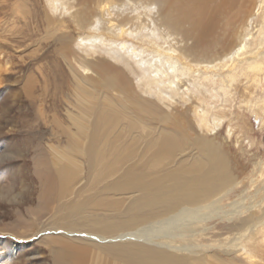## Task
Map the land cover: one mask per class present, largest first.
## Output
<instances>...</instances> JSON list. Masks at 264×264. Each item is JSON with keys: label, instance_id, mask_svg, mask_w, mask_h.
Returning a JSON list of instances; mask_svg holds the SVG:
<instances>
[{"label": "rangeland", "instance_id": "374dc122", "mask_svg": "<svg viewBox=\"0 0 264 264\" xmlns=\"http://www.w3.org/2000/svg\"><path fill=\"white\" fill-rule=\"evenodd\" d=\"M99 1L104 7L109 2L121 5L126 0H98L92 5L97 8ZM141 1L153 2L159 14L169 9L165 0H132L134 3ZM183 1V5L188 6L192 0ZM255 2L246 0L250 14ZM75 4V0H66L67 12L63 6L53 12L47 0H0V228L8 232H0V238H4L8 245L7 249L0 245V264H54V254L50 251L53 244L49 243L50 239L46 240V236L61 233L56 228L63 226H60V221H66L68 230L72 232L90 233L89 230H95L102 233L105 228L97 220L111 221L123 209L136 203L133 193L138 196V186L133 191L134 186L123 189L122 183H115L121 176V170L108 172L98 180L93 177L96 161L115 168L129 164L152 165L166 172L198 158L206 160L207 151L202 149L203 144L195 145V139L202 138L219 147L218 155L224 156L230 169L243 182L250 181L257 163L264 166V44L260 48L259 45L251 46L254 48L245 55L250 57L256 53L262 63L255 69L249 68L253 58L246 57L234 61V65L229 62L216 66L191 65L192 79L197 76L202 78L203 87L208 89L207 92L203 90V102L183 105L181 101H175L168 107V104L153 97L157 102L148 100L139 90L130 89L122 95L109 89L105 75L98 76L84 70L83 59L88 50H83L77 42L82 37H91V34L84 25L86 19L82 22L75 15L78 9ZM240 9L243 11L246 8ZM262 9L254 18L251 29L254 35L264 33V28H260L264 5ZM240 15L243 16V12ZM241 16L236 22V27H239L234 41L240 40L238 36L244 33L245 23H241ZM188 26L185 23L181 29ZM99 27V32L109 34V29L104 28L106 24L103 30ZM180 36L176 37L180 40ZM224 39L221 38L222 43L228 38ZM232 39L226 42L225 48ZM133 41L147 46L145 42ZM102 58L107 59L104 55ZM206 76L211 77L210 80H206ZM212 93L216 95L212 96ZM139 103L151 109L141 110L136 106ZM87 106L95 107L96 113H89ZM195 106H201L206 111L202 124L196 122V112L201 107L198 109ZM111 111L117 117L107 125L104 118ZM118 121L120 124L114 125ZM87 132L91 133L89 140ZM163 138L179 139L181 146L172 149L174 141H171L165 145L168 149L162 150L158 146ZM103 139L114 142L117 147H125L127 155L122 156L117 149L112 151L114 147L108 142L103 145ZM56 161L70 163L79 171L72 177L65 197L58 200L63 198L61 201L64 203H74L86 197L90 200L99 196L104 184L115 183L117 188L107 190V193L117 202L116 207L109 210L106 207L102 213L95 212L93 208L91 218L83 208L71 217H62L53 208L58 205L56 198V205L50 203L45 211L35 215V220L31 219L27 210L38 207L37 184L31 179L33 167L36 162ZM235 197L232 193L224 200L226 213L207 221L211 228L200 239L202 244L210 246L189 256L187 264H252L251 261L264 264L261 237H256L254 245L248 236L241 239L242 245L232 244L236 238L230 229L240 222L229 218L228 214L231 211L228 204ZM179 205L176 200L165 202V205L156 204L149 210L129 213L127 219L137 222L154 216L163 218L176 211ZM16 215H21L27 225L18 226ZM239 217L243 221L245 213L242 212ZM76 222H79L77 226L74 225ZM135 224L121 222L103 234L112 232L116 237ZM20 231L31 234L17 237L16 233ZM258 231L262 235L263 227L260 226ZM65 237L76 245H85L90 251L85 252L86 261L83 264H106L107 259L120 264L116 257L107 255L101 249L102 244L96 246L84 242V237L73 236V233ZM241 246L261 256L251 258ZM11 247L15 249L14 253L10 259H5L7 251H12Z\"/></svg>", "mask_w": 264, "mask_h": 264}, {"label": "bare ground", "instance_id": "6f19581e", "mask_svg": "<svg viewBox=\"0 0 264 264\" xmlns=\"http://www.w3.org/2000/svg\"><path fill=\"white\" fill-rule=\"evenodd\" d=\"M75 1V5L78 6L75 15L82 22L86 19L84 25L91 34V37H82L77 42L83 50L85 48L88 50L86 58L83 59V62L85 61L83 68L86 72L90 71L98 76L105 75L109 89L122 95L130 89L139 90L148 100L153 102L158 100L168 104V107L174 105L175 101H181L183 105H191L197 101L203 102V93L208 90L203 87L202 78L197 76L192 79L191 65L216 66L225 62L233 64L234 61L245 57V59L253 58L249 68L255 69L262 63L258 61L256 53L250 57L245 55L252 51L255 45H259L260 48L264 44L263 31L257 35L251 32L255 16L263 10L264 0H256L251 14L250 9L246 7V0H201L200 2L187 0L190 3L188 6L183 5V0H165L169 9L161 14L158 13V9L155 10L156 6L153 2L134 3L132 0H126L121 5L109 2L103 7L99 1V6L95 8L92 4L98 0ZM47 4L53 12L60 6H63V10L67 12L66 0H47ZM242 7L246 9L242 11L240 9ZM241 12H243V16L240 15L241 23H245L244 33L238 36L240 40L234 41L239 27H236V22ZM185 23L189 26L182 30L181 26ZM99 25L101 28H108L109 34L104 35L99 32ZM260 28H264V16ZM177 35H181L180 40ZM221 38L228 39H224L225 42L222 43ZM134 39L145 42L147 46L134 42ZM230 39L232 41L225 48L226 42ZM103 55L107 59L102 58ZM210 78L205 77L206 80ZM215 95L212 93V96ZM136 106L141 110L151 109L144 103ZM195 107L199 109L201 106ZM86 108L92 115L96 113L95 107ZM205 114L203 107L196 112L197 124H202ZM116 117L117 114L111 111L104 120H107L109 125ZM119 124L120 121L114 125ZM90 138L91 133L87 132V140ZM171 141H174L172 149L181 146L179 139L175 141L163 138L158 147L166 150L168 146L165 145L170 144ZM107 142L114 147L111 148L112 151L117 149L122 156L127 155L128 149L125 147L120 148L112 141L102 140L103 145ZM197 144H203L202 149L207 151L206 160L198 158L178 167L179 169H167L166 172L152 165L129 164L115 168L112 165L106 166L103 161H96V171H93L96 180L108 172L121 170V176L115 183H122L123 189L134 186L133 191L137 190L135 186L139 187L138 196L133 193L136 203L123 209L118 217H112L111 221L97 220V223L105 228L102 233L95 230H89L90 233L72 232L68 230L66 221H60V226H63L56 228L61 230L63 235L60 233L56 236H46V240L50 239L49 243L53 244L50 249L54 254L53 263L83 264L86 261L85 252L90 251L85 245L81 243L76 245L65 237L73 233V236L84 237V242L96 246L102 244L100 248L107 255L116 257L120 264H187L189 256H194L210 246L202 244L200 236L206 235V231L211 228L207 225V221L226 213L223 209L224 200L232 193L236 197L228 204L231 207V211L227 212L230 214L228 217L240 221L230 229L236 238L232 244L242 245L241 239L244 236H248L253 241L252 245L258 236L261 237V242H264V233L260 235L258 231L260 226L264 229V166L257 163L256 172L252 174L250 181L243 182L230 169L224 156L222 158L218 155L219 147L202 138L195 139V145ZM33 168L34 174L31 179L37 184L38 207L27 210V215L33 220L35 215L45 211L44 209H47L50 203H54L56 198L58 205L53 208H56L57 214H61L62 217H71L83 208L86 215L91 218L94 215L93 208L96 209L95 212L102 213L106 207L109 210L110 207L114 209L117 205L107 193L117 188L114 182L111 185L104 184L100 188L98 197H92L90 200L86 197L74 203H64L61 201L65 197L64 193L70 187L72 177L79 172L76 167L70 163L56 161L36 162ZM148 175L150 177H147ZM240 184L241 188H239ZM61 197L63 198L58 200ZM172 200H176L180 205L171 215L167 214L163 218L154 216L137 222L127 219V215L135 210H149L156 204L165 205V202ZM242 212L245 213L243 221L239 217ZM15 221L18 226L27 225L21 215H16ZM121 222L136 224L129 231L121 232L116 237H113L112 232L108 235L103 234ZM77 223L79 222L74 225L77 226ZM0 232L7 231L0 228ZM25 232L16 233L17 237H27L31 234ZM0 245L5 249L8 248L4 238H0ZM11 249L12 251L4 253L5 259L12 257L15 249L13 250L12 247ZM241 249L251 258L257 259L261 256L247 251L242 246ZM251 263L256 264V261ZM106 264L118 263L107 259Z\"/></svg>", "mask_w": 264, "mask_h": 264}]
</instances>
